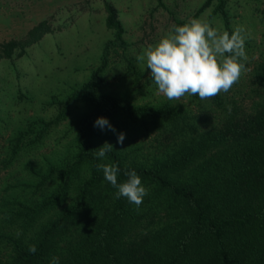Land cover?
I'll return each instance as SVG.
<instances>
[{
  "label": "trees",
  "instance_id": "obj_1",
  "mask_svg": "<svg viewBox=\"0 0 264 264\" xmlns=\"http://www.w3.org/2000/svg\"><path fill=\"white\" fill-rule=\"evenodd\" d=\"M104 8L112 38L69 98L79 96L91 106L73 122V158L39 176L36 187L58 176L52 192L32 204L17 201L7 212L17 228L0 234V264H51L53 257L59 264H264V53L247 76L258 97L248 110L227 105L220 94L189 96L194 111L129 104L100 92L109 56L127 47L114 11ZM213 11L231 34L225 0H215ZM49 31L42 20L23 37L0 42V58H10L15 48L22 54ZM119 116L152 131L150 141L137 147L147 153H124L94 126L98 118L112 123ZM31 125L16 136L12 155ZM106 142L113 151L98 159ZM99 164L118 165L119 183L127 179L125 171H136L148 189L138 208L115 198L117 189ZM32 244L35 254L28 251Z\"/></svg>",
  "mask_w": 264,
  "mask_h": 264
},
{
  "label": "rangeland",
  "instance_id": "obj_2",
  "mask_svg": "<svg viewBox=\"0 0 264 264\" xmlns=\"http://www.w3.org/2000/svg\"><path fill=\"white\" fill-rule=\"evenodd\" d=\"M204 1L161 0L159 5L156 0H0V42L23 37L42 20L50 28L22 54L15 48L10 58H0V234L16 231L7 212L17 201L32 204L54 190L57 175L36 187L39 176L73 158V122L91 106L79 96L69 98L98 65L102 46L112 38L105 26V4L120 22L127 47L123 54L109 56L100 92L129 104H166L194 111L189 95L168 100L159 94L146 63L136 57L167 35L176 20L185 24L199 19L224 32L213 11L215 0L194 15ZM225 7L231 33L237 26L245 29L248 60L239 82L220 95L227 105L248 110L258 98L247 76L264 53V0H225ZM41 122L50 123L43 130ZM30 123L31 129L12 155L16 136ZM110 124L116 131L105 127L102 134L124 153L148 152L137 147L150 141L152 131L121 116ZM38 132L39 138L34 139ZM118 133L125 134L123 144L117 143Z\"/></svg>",
  "mask_w": 264,
  "mask_h": 264
},
{
  "label": "clouds",
  "instance_id": "obj_3",
  "mask_svg": "<svg viewBox=\"0 0 264 264\" xmlns=\"http://www.w3.org/2000/svg\"><path fill=\"white\" fill-rule=\"evenodd\" d=\"M244 33L243 26H237L231 34L227 31L221 33L205 21L192 19L182 26H173L156 45H149L136 59L146 63L158 93L168 100H181L186 95H198L201 100L214 98L229 92L247 71ZM94 126L116 131L103 117L98 118ZM124 139V133L117 134V143L123 144ZM111 151L113 146L106 142L97 149L96 157L103 159ZM97 168L103 171L104 179L117 189L116 199L126 198L137 208L142 204L148 189L135 170L125 171L127 179L119 183L121 170L118 165L99 164ZM28 251L35 254L36 245H29ZM51 264H59V258L53 257Z\"/></svg>",
  "mask_w": 264,
  "mask_h": 264
}]
</instances>
